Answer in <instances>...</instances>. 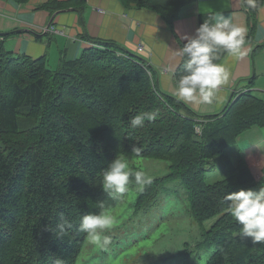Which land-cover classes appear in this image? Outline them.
Segmentation results:
<instances>
[{"label":"trees","instance_id":"16d2710c","mask_svg":"<svg viewBox=\"0 0 264 264\" xmlns=\"http://www.w3.org/2000/svg\"><path fill=\"white\" fill-rule=\"evenodd\" d=\"M125 1L157 11L170 29L180 8L177 0ZM85 3L42 6L52 10L50 15L66 8L79 13L80 37L94 44L55 70L44 57L16 55L0 45V264H80L87 240L79 230L81 217L101 210L112 214L127 194L113 199L102 189L103 171L117 156L168 164L166 175L150 178L143 188L134 179L142 170L129 168L128 188L137 189L129 216L171 213L189 230L199 229V238L184 242L181 252L149 264H169L177 256L193 264L211 251L205 264H264V242L242 237L225 200L264 176L247 167L235 149L242 133L264 127V99L246 91L231 97L219 114L199 115L157 89L143 58L90 38L82 16ZM185 63L186 57L174 72L175 82ZM141 112H156L157 118L134 129L130 119ZM215 169L223 177L206 183V174ZM65 221L71 227L60 234L57 225ZM115 223L103 233L111 237L109 252L99 257L117 260L110 256L119 244Z\"/></svg>","mask_w":264,"mask_h":264},{"label":"crops","instance_id":"0c3cea01","mask_svg":"<svg viewBox=\"0 0 264 264\" xmlns=\"http://www.w3.org/2000/svg\"><path fill=\"white\" fill-rule=\"evenodd\" d=\"M68 1L0 0V34L3 35L0 45L16 55L31 59L44 57L46 64L52 60L55 69L62 61L76 58L92 46L89 40L80 37L84 29L79 23V13L72 9L55 15L51 26L58 33H45L43 30L50 22L49 12L38 9L48 2ZM85 1L82 16L87 35L130 52L143 47L140 56L151 67L157 89L174 97V72L182 61L178 51L179 44L186 41L183 37L193 36L206 19L232 20L247 31L242 54L226 53L218 61L229 73L228 81L217 89L211 104L202 105L198 110L186 105L199 115L208 116L219 114L231 97L246 91H253L264 99V0H177L180 8L172 29L153 9L139 8L125 0ZM36 35L43 37L39 39ZM235 149L241 151L247 167L263 174L264 127L242 133ZM232 158L235 162V153ZM263 177L255 178L256 185L249 189L259 191L264 185Z\"/></svg>","mask_w":264,"mask_h":264},{"label":"clouds","instance_id":"9594fccd","mask_svg":"<svg viewBox=\"0 0 264 264\" xmlns=\"http://www.w3.org/2000/svg\"><path fill=\"white\" fill-rule=\"evenodd\" d=\"M246 31L232 20L220 17L206 19L193 36L183 37L187 43L179 49L178 55L186 57V63L184 74L175 82L177 101L197 110L213 102L217 89L229 79L225 67L215 62L219 59L218 53L242 54ZM156 118V112H141L130 119V125L134 129L143 127L146 120L154 121ZM133 151L139 153L138 148H133ZM128 165L126 157L117 156L103 171L102 189L113 199H121L128 191ZM134 179L141 188L152 182L140 171L134 173ZM225 200L229 202L227 211L241 225L242 237H250L253 244L264 242V187L259 191L241 189L228 194ZM114 223L115 218L108 211L101 210L83 215L79 230L86 233L93 244L106 248L111 243V237L103 233ZM66 226L71 227L66 221L57 225L60 234H63Z\"/></svg>","mask_w":264,"mask_h":264},{"label":"rangeland","instance_id":"374dc122","mask_svg":"<svg viewBox=\"0 0 264 264\" xmlns=\"http://www.w3.org/2000/svg\"><path fill=\"white\" fill-rule=\"evenodd\" d=\"M43 5H39L38 9L48 11L50 23H52L53 17L59 12L56 13L55 11L50 15L52 10L42 9ZM67 9L68 11L72 10V8H66L62 11L67 12ZM55 30L59 31L58 29ZM134 51L132 52L134 55L142 58L140 55L143 52V47L139 46ZM47 66L49 69L55 70L52 60ZM126 158L129 161L128 168L141 169L147 178L162 177L168 173V164L165 161L138 157ZM221 178L222 176L218 171H211L206 174L205 182L212 183ZM136 190L132 187L128 188L119 209L112 210L111 215L113 217L117 216L119 212V217L117 219L115 217V220L119 221V244H116L110 251V256L112 257L114 254V258L117 260H112L110 257H99V253L109 252L108 249L93 244L87 237L77 262L79 260L80 264H149L156 261V259H166L171 257L172 253L181 252L185 247L184 242H195L199 238V229L191 228L189 230L186 225H183L180 218H173L174 215L171 213L151 215L150 217L145 215L129 216L127 212L131 207L130 202L135 199ZM212 222L213 219L206 221L203 227L208 228ZM211 253L212 251L200 255L199 259L193 264H205ZM169 264H187V260L182 256H177V259L170 260Z\"/></svg>","mask_w":264,"mask_h":264},{"label":"water","instance_id":"95a60500","mask_svg":"<svg viewBox=\"0 0 264 264\" xmlns=\"http://www.w3.org/2000/svg\"><path fill=\"white\" fill-rule=\"evenodd\" d=\"M67 11H68V9H67ZM58 12H60V11H58ZM57 13V12H56ZM55 13V14H56ZM49 25H50V23H48L47 25H46V27H45V29H47L48 27H49Z\"/></svg>","mask_w":264,"mask_h":264},{"label":"built area","instance_id":"2783aa9c","mask_svg":"<svg viewBox=\"0 0 264 264\" xmlns=\"http://www.w3.org/2000/svg\"><path fill=\"white\" fill-rule=\"evenodd\" d=\"M139 50H141V49L139 48ZM196 132L199 133V129L198 128H196Z\"/></svg>","mask_w":264,"mask_h":264},{"label":"bare ground","instance_id":"6f19581e","mask_svg":"<svg viewBox=\"0 0 264 264\" xmlns=\"http://www.w3.org/2000/svg\"><path fill=\"white\" fill-rule=\"evenodd\" d=\"M112 207V206H111Z\"/></svg>","mask_w":264,"mask_h":264}]
</instances>
